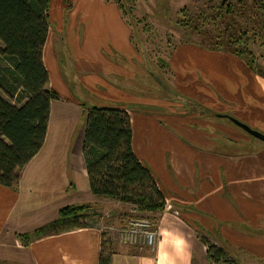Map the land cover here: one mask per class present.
<instances>
[{"label": "crops", "instance_id": "0c3cea01", "mask_svg": "<svg viewBox=\"0 0 264 264\" xmlns=\"http://www.w3.org/2000/svg\"><path fill=\"white\" fill-rule=\"evenodd\" d=\"M72 2L70 26H50L43 50L49 87L59 95L51 102L44 145L22 170L15 188L0 185V264H99L103 243L109 245L101 222L28 246L18 238L56 221L62 208L84 204L156 218V246L134 252L130 246L112 245L111 264H214L201 231L231 245L244 241L251 254L264 259V248L252 245L260 240L255 229L264 227V150L224 155L209 147L201 130L170 122L161 111L136 107L144 102L134 100L129 91V70L122 59L134 54L132 29L119 6L111 0ZM66 44L73 55V61L66 57V66L74 89L57 53ZM167 66L178 93L208 105L222 97L235 104V117L264 133V77L243 59L188 42L173 48ZM98 95L104 101H94ZM105 102L129 113L134 151L170 204L163 211L140 212L92 193L83 139L88 109ZM122 221L117 219V226Z\"/></svg>", "mask_w": 264, "mask_h": 264}, {"label": "trees", "instance_id": "16d2710c", "mask_svg": "<svg viewBox=\"0 0 264 264\" xmlns=\"http://www.w3.org/2000/svg\"><path fill=\"white\" fill-rule=\"evenodd\" d=\"M123 12L120 0H113ZM247 0H238V4ZM251 8L260 23V33L242 30L223 35L212 34L207 26L220 18L233 21L232 0L220 2L217 15H192L182 10L179 25L192 29L203 37L190 42L213 51H223L243 59L256 73L264 77V68L256 63L250 44L258 36L264 38V0H253ZM51 0H0V185L15 188L21 172L44 145L50 120V107L58 93L49 87L50 75L43 60L50 24ZM226 8V10H225ZM20 94L19 105L11 102ZM219 114L215 113V117ZM220 118V117H218ZM225 119V118H222ZM233 126H235L229 119ZM236 127V126H235ZM241 130V129H240ZM216 149V148H215ZM242 156L253 151L230 154ZM83 154L92 193L97 197L115 199L144 213L160 212L166 207V197L157 180L138 158L133 146V129L129 113L114 106H92L87 111ZM91 204L72 205L59 211V218L32 233L18 235L22 245L34 240L89 226L83 220ZM201 242L208 249L210 262L238 264L230 259L223 247L207 239ZM112 249L102 246L99 264L112 263Z\"/></svg>", "mask_w": 264, "mask_h": 264}, {"label": "rangeland", "instance_id": "374dc122", "mask_svg": "<svg viewBox=\"0 0 264 264\" xmlns=\"http://www.w3.org/2000/svg\"><path fill=\"white\" fill-rule=\"evenodd\" d=\"M72 1L51 0L49 10V24L51 27L56 29L63 22L65 25L70 26L69 15L73 8ZM222 1L120 0L124 7V17L132 29V44L135 49L131 57L122 58L125 59L129 70L126 79L127 87L135 95L134 100H138V102L143 100L144 102L142 105H136V107L161 111L163 112L164 119L170 122L183 123L186 128L192 127L201 130L203 133L201 135H205L210 140L208 142L210 143V148H216V150L230 154L250 151L260 152L264 150V143L233 126L228 120L215 117V113L217 112L232 114L231 111L235 110L234 103L220 97V102L216 105H208L191 97L183 96L172 85L173 74L167 66L171 52L177 44L203 41V37L200 34L179 25L178 21L183 17L182 10L187 8L194 16L200 14L217 15L220 11L217 6ZM252 3L254 4L253 0H247L246 3L240 4H238V0H232V4L235 5L234 20L231 21L226 16L227 18H220L215 25H208L207 29L215 35H217V32L223 35L231 32L239 33L246 29L250 35L253 34V31L260 33V20L254 15V9L251 8ZM57 11L58 15H60L59 19L56 17ZM250 49L256 57L257 65L264 68V38L258 36L257 39L251 42ZM57 53L61 68L64 74L67 73L65 75L67 82L73 89L76 88L74 79L68 74L66 66V57L69 55L70 59H72L73 56L69 46L66 44L65 49L62 45H59ZM152 72L160 78V83L152 76ZM0 93L8 99L3 91H0ZM93 100L96 102L104 101L100 95L94 97ZM11 102L19 105L23 100H20L19 94ZM86 102L88 104L89 101ZM112 105L113 103L105 102L102 106L109 107ZM250 126L256 130H260L257 126ZM195 131L197 132V130ZM111 203L113 202L111 201ZM112 209H114L112 206H98L83 214V220L89 225L96 224V222L103 223L104 237L109 244L107 246L108 249H112V245L116 246L118 243L129 247V245L124 244L120 240L119 235L121 229L127 226L131 220L144 217L156 222V218L153 216L126 212H120L119 214V211ZM117 219H123L125 222H119L117 226ZM254 232L260 237V240L257 239L252 243L254 249H258V247L260 249L261 247L264 248V227L255 229ZM199 237L200 239H207L210 243L219 247H223L228 257L238 264H264L263 258L251 254L250 250L248 251L245 248L244 241H238L237 244L231 245L222 240L220 236L207 235L204 231L199 233ZM115 246L113 249H115ZM132 251L137 252V249H133L132 247ZM260 253H263L262 250H260ZM220 264L227 263L222 262Z\"/></svg>", "mask_w": 264, "mask_h": 264}, {"label": "built area", "instance_id": "2783aa9c", "mask_svg": "<svg viewBox=\"0 0 264 264\" xmlns=\"http://www.w3.org/2000/svg\"><path fill=\"white\" fill-rule=\"evenodd\" d=\"M170 205L169 202H166ZM120 240L138 250L153 249L158 240L156 223L150 218L139 217L131 220L120 231Z\"/></svg>", "mask_w": 264, "mask_h": 264}, {"label": "water", "instance_id": "95a60500", "mask_svg": "<svg viewBox=\"0 0 264 264\" xmlns=\"http://www.w3.org/2000/svg\"><path fill=\"white\" fill-rule=\"evenodd\" d=\"M228 0H223L222 3H226ZM152 76L155 78L157 82H161L160 78L152 72ZM218 117L229 119L237 128L241 129L242 131L246 132L250 136L260 140L262 143H264V133L260 132L259 130H256L252 128L249 124L246 122L240 120L239 118L228 115V114H219Z\"/></svg>", "mask_w": 264, "mask_h": 264}]
</instances>
